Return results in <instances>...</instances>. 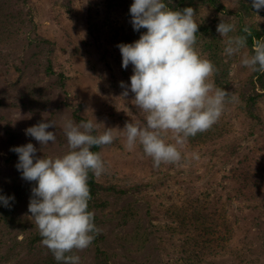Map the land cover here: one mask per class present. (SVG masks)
I'll return each instance as SVG.
<instances>
[{"label":"rangeland","instance_id":"obj_1","mask_svg":"<svg viewBox=\"0 0 264 264\" xmlns=\"http://www.w3.org/2000/svg\"><path fill=\"white\" fill-rule=\"evenodd\" d=\"M62 1L20 4L32 11L39 32L55 45L52 75L39 66L44 58L22 33L0 56V196H14L13 216L23 224L7 227L10 234L0 233V264H51L54 258L42 245L28 254L27 238L39 232L28 211L35 182L22 179L16 168L18 155L10 149L31 142L39 157L62 156L69 151L64 121L95 118L102 123L101 133L104 126L118 129V139L101 152L108 168L99 182L139 188L115 201L111 196L109 206L92 210L102 233L90 247L75 253L80 264H187L184 248L192 249L196 241L199 246L194 244V251L200 254L191 260L193 264H264V90H259L256 117L239 100V92L257 79L241 64L245 53L252 55L248 42L240 54L222 55L223 68L217 67L210 50L217 40L224 47L216 31L222 18L236 26L230 35H238L249 22L263 30L264 9L249 7L246 14L240 0H219L221 10L197 4L196 48L216 64L218 71L210 78L214 86L221 88L220 80L238 102L226 104L219 121L203 134V142L188 141L180 149L183 166L162 164L157 169L140 146L125 150V137L119 132L126 122L144 119L132 103L134 94L123 97L120 87L121 81L130 85L133 71L132 65L122 67L117 45L140 38L130 22L127 0H72L74 15L67 13ZM60 73L65 75L63 88L54 85ZM51 120L56 125L47 131L57 135V142H49L41 151L39 142L26 136L25 130ZM191 213L201 219L190 226V233H183L177 215L190 218ZM222 235L230 237L227 243L219 240Z\"/></svg>","mask_w":264,"mask_h":264},{"label":"clouds","instance_id":"obj_2","mask_svg":"<svg viewBox=\"0 0 264 264\" xmlns=\"http://www.w3.org/2000/svg\"><path fill=\"white\" fill-rule=\"evenodd\" d=\"M252 8L264 9V0H252ZM134 31L146 29L133 43H120L122 67L132 65L130 85L120 82L123 97L134 94L132 103L143 114V122H126L124 148L133 151L140 146L154 168L164 165L183 166L181 150L190 138L209 131L221 118L227 103L238 97L217 88L211 77L218 71L215 64L203 58L197 48L199 24L192 7L172 10L165 0H134L129 9ZM223 38V54L232 57L247 47L251 29L245 26L242 35H230L236 26L223 18L217 25ZM254 54L245 53L241 64L254 72L264 73V41H256ZM87 113V110H86ZM102 123L96 118L65 120L62 126L69 151L53 157H39L29 142L10 150L18 155L16 168L22 179L35 182L31 189L28 211L39 231L42 246L57 264H80L76 252L90 247L102 233L95 223V212L89 210L91 200L89 174L100 177L108 165L93 148L112 145L116 130L99 131ZM54 120L40 122L25 130V135L42 146L41 151L55 144L57 135L47 129ZM170 134V137H169ZM171 141V142H170ZM199 160V155L192 154ZM13 197L0 196V203L10 207Z\"/></svg>","mask_w":264,"mask_h":264},{"label":"trees","instance_id":"obj_3","mask_svg":"<svg viewBox=\"0 0 264 264\" xmlns=\"http://www.w3.org/2000/svg\"><path fill=\"white\" fill-rule=\"evenodd\" d=\"M30 0H0V56L4 50L5 47L9 46L12 42V39L22 33L26 35L28 38H30L33 43L36 45V48L39 50V54L41 57L44 58V62H39V66H43L44 70L48 75H52L53 69V61L55 57V45L52 41L47 39L43 34L39 32V27L36 23V21L32 18L33 13L31 10H24L21 8L20 4L29 2ZM117 1V0H113ZM242 10H244V13L249 14L250 10L249 7H252V0H240ZM166 3L169 4L170 9L172 10H182L185 7H192L195 11H197V4L201 3L204 6H207L208 4L212 5L215 9L221 10L223 9V5L220 3L219 0H165ZM63 7L67 9V13L70 15H74V8H73V1L72 0H63ZM133 2L130 0H127V10L128 14L130 15L129 9ZM116 9L118 10V6L116 5ZM131 16V15H130ZM246 25V24H245ZM241 26L238 30L237 34L242 35L244 34L242 32V29L245 27ZM251 29L252 35L248 38L249 47L251 49L252 55L253 52V45L256 41H264V29L260 30L261 26H252L250 22L246 25ZM204 28H201V31H203ZM206 31V29H205ZM146 32V29H141L138 33L141 35L142 33ZM33 38V39H32ZM210 50L213 51V61L217 60L219 62V65L217 67L222 66L223 68V49L224 47L221 46L220 42L217 40L215 48H213L210 45ZM218 51L216 53V51ZM222 62V63H220ZM41 63V64H40ZM216 65V64H215ZM65 75L63 73H60L58 75L57 79V85L59 88L65 87ZM255 76H257V79H253L250 81L249 87L243 88L239 92V100L246 104L248 111L258 117V114L256 112L257 109V101L259 98L262 97V94L259 93V90H264V73L262 72H255ZM226 78H223V81L225 82ZM221 88L225 89L229 92L228 87H224L222 85L223 82H220ZM43 94V93H42ZM231 94V93H230ZM44 95V94H43ZM77 119L80 121V117L76 116ZM205 133V132H204ZM200 133L194 138H190L189 141H196L199 139L201 142L204 141L203 134ZM110 146V145H108ZM108 146H104L101 148H93V151L102 152V150ZM254 184H257L256 181ZM89 188H90V194H91V200L89 201V210L92 211L96 208H105L110 205L111 200L109 199L111 196L114 197V201L117 198H121L124 195H127L130 191L138 189L139 186H119V185H103L99 182L98 177L93 176L91 173L89 174ZM4 211H8L7 214H4ZM196 211V210H195ZM97 218H95L96 221ZM200 216H198L195 213L190 214V218L181 217L177 215V221L180 223V230L183 233H190L189 228L190 226H194L195 222L200 220ZM204 219V218H203ZM189 221V223L187 222ZM21 219L16 216H13V209L12 206L10 207H4L0 205V227L3 226V229L0 228V233L4 235L5 231L10 234L9 230H6L7 227H14V229L22 228L23 224H21ZM187 233V234H188ZM225 235L219 236V240L222 242L227 243L230 239V237H224ZM28 254H33L34 251L40 246L41 244V237L39 235V232L34 233L32 236L28 237ZM186 244H188V241H185ZM185 244V245H186ZM197 246H199L198 241L194 242ZM194 244L193 248L188 250L184 248L185 252H183L185 255L189 257L187 264H193L192 259L193 258H199L200 252L196 255L194 251ZM190 252V255L189 253ZM184 255V256H185ZM196 255V256H195ZM195 256V257H194ZM53 258V257H52ZM51 264H57V261L53 258Z\"/></svg>","mask_w":264,"mask_h":264}]
</instances>
